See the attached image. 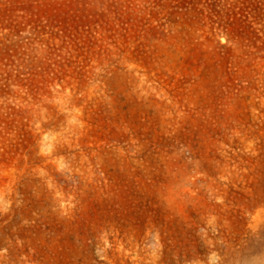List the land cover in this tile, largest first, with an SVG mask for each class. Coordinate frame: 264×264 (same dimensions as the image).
I'll return each instance as SVG.
<instances>
[{
    "label": "rangeland",
    "instance_id": "1",
    "mask_svg": "<svg viewBox=\"0 0 264 264\" xmlns=\"http://www.w3.org/2000/svg\"><path fill=\"white\" fill-rule=\"evenodd\" d=\"M0 264H264V0H0Z\"/></svg>",
    "mask_w": 264,
    "mask_h": 264
}]
</instances>
